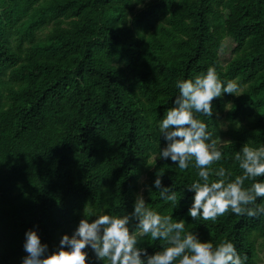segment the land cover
Listing matches in <instances>:
<instances>
[{
  "label": "trees",
  "instance_id": "16d2710c",
  "mask_svg": "<svg viewBox=\"0 0 264 264\" xmlns=\"http://www.w3.org/2000/svg\"><path fill=\"white\" fill-rule=\"evenodd\" d=\"M226 36L234 46L222 59ZM210 66L225 84L241 86L242 95L213 100L212 117L198 114L213 138L225 141L213 167L234 179L242 174L234 154L245 144L264 146V0H6L0 7V264H22L29 229L50 254L78 227L85 207L97 216H123L134 211L138 195L159 214L184 219L201 241H231L248 256L246 264H257L264 216L229 212L215 223L192 220L194 193L187 187L197 170L181 171L170 158L152 162L167 145L158 125L179 95L176 82ZM160 173L163 186L177 194L174 209L154 187ZM139 246L153 254L163 242L145 237ZM85 251L88 264H103Z\"/></svg>",
  "mask_w": 264,
  "mask_h": 264
},
{
  "label": "clouds",
  "instance_id": "9594fccd",
  "mask_svg": "<svg viewBox=\"0 0 264 264\" xmlns=\"http://www.w3.org/2000/svg\"><path fill=\"white\" fill-rule=\"evenodd\" d=\"M176 87L179 95L174 106L158 125L167 145L158 155L154 154L153 164L158 159L170 158L181 171L190 166L197 170L198 179L187 187L194 193L188 209L192 220L215 223L229 212L250 218L264 216V204L257 203L264 199V182L257 180L264 177V146L254 148L245 144L234 154L242 174L233 179L229 170L213 167L224 157L220 145L225 141L219 136L213 138L207 124L198 118V114L212 117L213 100L224 94L242 95L240 84L231 80L225 84L217 69L210 66L194 79L178 80ZM162 175L157 174L154 187L174 209L178 206L177 194L171 187L163 186ZM93 216L96 218L89 222L88 218ZM185 224L184 219L174 221L171 215H161L148 207L142 195L137 196L134 211L123 216H97L85 207L78 227L71 236L63 235L58 250L50 254L37 232L27 230L24 250L28 255L22 264H88L87 248L103 264H246L248 256H241L231 241L223 240L214 246L201 241L197 233L186 231ZM145 237L162 241V250L149 254L139 246Z\"/></svg>",
  "mask_w": 264,
  "mask_h": 264
},
{
  "label": "rangeland",
  "instance_id": "374dc122",
  "mask_svg": "<svg viewBox=\"0 0 264 264\" xmlns=\"http://www.w3.org/2000/svg\"><path fill=\"white\" fill-rule=\"evenodd\" d=\"M6 4V0H0V7H4ZM234 46V42L231 37L226 36L223 39V43L220 49V54L222 59H226L230 55V51L232 50V47ZM0 99H1V94H0ZM221 125L226 128L227 124L226 122L221 123ZM153 159V158H152ZM260 240L256 241V248H257V264H264V247H261L259 245Z\"/></svg>",
  "mask_w": 264,
  "mask_h": 264
}]
</instances>
